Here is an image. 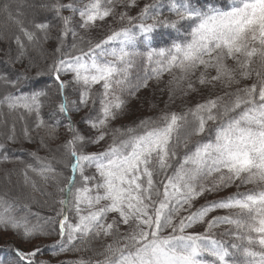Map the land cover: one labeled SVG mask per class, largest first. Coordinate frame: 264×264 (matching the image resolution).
<instances>
[{
    "label": "snow or ice",
    "instance_id": "snow-or-ice-1",
    "mask_svg": "<svg viewBox=\"0 0 264 264\" xmlns=\"http://www.w3.org/2000/svg\"><path fill=\"white\" fill-rule=\"evenodd\" d=\"M0 41V264H264V0H0Z\"/></svg>",
    "mask_w": 264,
    "mask_h": 264
},
{
    "label": "trees",
    "instance_id": "trees-1",
    "mask_svg": "<svg viewBox=\"0 0 264 264\" xmlns=\"http://www.w3.org/2000/svg\"><path fill=\"white\" fill-rule=\"evenodd\" d=\"M159 39L162 40V43H160ZM171 39V37H169L167 35V33H165L164 35H157L155 40H154V45L156 46H166L167 42ZM7 48V44L0 41V49H5ZM13 69L9 67V65H7L6 63H4V55L3 52H0V73H8V72H12ZM165 79H167V77H165ZM52 81L51 79L44 77L41 79L39 85H37L38 87H44L46 85L51 84ZM165 101H167V94H161L159 91H154V90H144L139 94V98L138 99H134L131 100L128 106V114L117 120L115 122L116 126H119L121 124H131L132 121L136 120L137 118H142L145 116H151L154 115L155 112H158L160 109L164 108V104ZM178 104L179 102H177L176 105H172L171 108L172 110H179L178 108ZM153 105L156 106L155 109H153ZM44 116L45 119L48 118V109L45 108L44 110ZM77 120L79 119V116L75 117ZM29 125H31V120L28 121ZM17 132L19 134L20 132V128H21V124L18 122L17 125ZM83 127V126H81ZM43 133H41L42 135ZM34 138L37 139L38 141V136L36 135V133H33ZM37 148V144H27L24 143L23 145L21 144H15V145H10L9 146V152L10 154L14 157V158H23V159H30L27 156V152L28 151H34ZM41 155H45L44 151L40 152ZM8 168L13 167V165H7ZM13 183H15L17 177L13 176L11 177ZM3 182V173L0 172V183ZM229 191H234V190H229ZM38 199H43L42 197H37ZM33 211H39L42 215H49L50 213L48 212V210L46 208H42L39 205H34L33 206ZM52 241L51 240H44L43 243L44 244H50ZM6 245H15L19 248H22L24 250H30L33 245H29V244H24L21 243L18 239H16L15 236L11 235V234H3L0 233V258H4L8 255V249L6 248ZM44 255L39 256L38 258L41 260H46L49 261L50 264H57L58 260H72L74 258V255L72 253H68L67 255H62L60 257H52L51 253L49 251L48 248L44 249Z\"/></svg>",
    "mask_w": 264,
    "mask_h": 264
},
{
    "label": "rangeland",
    "instance_id": "rangeland-1",
    "mask_svg": "<svg viewBox=\"0 0 264 264\" xmlns=\"http://www.w3.org/2000/svg\"><path fill=\"white\" fill-rule=\"evenodd\" d=\"M159 41H160V43H162V40L161 39H159ZM196 230H200L199 228H197ZM225 229H224V227H221L220 229H218L217 231H224Z\"/></svg>",
    "mask_w": 264,
    "mask_h": 264
}]
</instances>
